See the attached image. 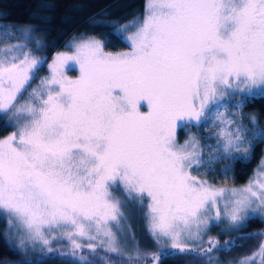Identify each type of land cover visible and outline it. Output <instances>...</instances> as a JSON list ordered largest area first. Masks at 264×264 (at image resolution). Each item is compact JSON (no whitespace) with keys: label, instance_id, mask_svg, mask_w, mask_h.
<instances>
[{"label":"snow or ice","instance_id":"1","mask_svg":"<svg viewBox=\"0 0 264 264\" xmlns=\"http://www.w3.org/2000/svg\"><path fill=\"white\" fill-rule=\"evenodd\" d=\"M111 35L124 50L79 38L51 62L29 50L41 44L28 31L23 43L0 47V117L13 129L0 137L5 241L23 264H37L27 253H52L60 239L70 241L61 255L80 264H165L180 255L218 264L215 252L252 240L257 247L229 264H264V231L244 234L249 221L264 223V161L240 188L200 174L221 159L246 160L264 141V127L242 111L264 96V0H145L143 15ZM45 63L48 75L20 103ZM209 126L215 140L205 146L191 130ZM126 201L141 207L157 251H127ZM221 223L222 235L236 234L223 245L208 235Z\"/></svg>","mask_w":264,"mask_h":264},{"label":"trees","instance_id":"2","mask_svg":"<svg viewBox=\"0 0 264 264\" xmlns=\"http://www.w3.org/2000/svg\"><path fill=\"white\" fill-rule=\"evenodd\" d=\"M145 0H0V21L10 25H32L33 32L41 39V47L37 51L48 61L50 55L63 48L67 39L72 36L85 34L92 35L108 43L107 50L120 51L124 50L125 45L111 35L122 23L130 21L135 17H140L143 13ZM115 26V28L113 27ZM45 65L38 71L45 70ZM75 72H68L73 75ZM33 82V81H32ZM31 82V84H32ZM244 116H254L258 124L264 127V96H257L249 100L246 107L242 109ZM12 131L11 127L6 126L2 117H0V137L8 135ZM192 133L199 136L200 142L204 144L207 141V134L204 129L193 128ZM178 140L182 141L188 136L187 131H178ZM264 145V141L255 143L254 149L249 158L246 160L221 159L212 165L210 171L206 168L200 169V174L210 183L216 185L231 184L238 185L243 183L251 175L255 168ZM225 167H228L229 173L227 178L222 175ZM5 219L0 216V264H23L25 256L18 254L17 251L5 241L4 227ZM213 231V232H212ZM264 231V223L259 219L249 221L244 234L249 232ZM211 232L215 231L211 229ZM215 237L223 245L225 240L235 238V233L223 234L214 233ZM259 241L237 240V244L243 247L234 248L230 252H215L219 260L243 256L255 249ZM70 250V249H69ZM70 252V251H68ZM67 252V253H68ZM66 253V252H63ZM88 255L87 249L83 252ZM65 255H61L57 249L52 253L35 252L27 254V259L36 261L39 264H76V262H67L64 260ZM99 256L105 257L107 261L120 260L113 254H106L99 250ZM96 264H104L97 258ZM165 264H203L200 259L191 255H180L175 259H169Z\"/></svg>","mask_w":264,"mask_h":264},{"label":"rangeland","instance_id":"3","mask_svg":"<svg viewBox=\"0 0 264 264\" xmlns=\"http://www.w3.org/2000/svg\"><path fill=\"white\" fill-rule=\"evenodd\" d=\"M145 4V1H144ZM144 9V6H143ZM1 14V13H0ZM143 15V13H142ZM141 15V16H142ZM139 17H135L134 19L127 21L125 23L120 24L119 26H117V28H122L125 25H131L133 24ZM5 28L7 29V33L10 35H6L5 34ZM33 26L32 25H10V24H6V23H2L0 21V47H6L12 44H16V43H23L24 41L20 39V34L22 32L28 31L30 32V35L33 37L34 40L39 41L41 43V39L39 37H37L35 35V33L33 32ZM89 37H94L92 35H85V34H79V35H75L72 36L71 38L67 39L64 43L63 48L56 50L55 52H53L50 57L48 58V62H51V58L57 53V52H71L72 49L70 47V45L77 39L79 38H84L87 39ZM36 44H29V50H31L36 56L38 57H42L40 54H37L34 51V48L36 47ZM48 75V70H47V63L45 65V70L42 72H37L35 79L33 80L31 87L28 88V91L24 93V95L21 97L20 99V103H23L24 100L27 98L28 94L31 92L32 88H35L37 86V84L39 83L40 79L43 78L44 76ZM69 76V78H74L76 75H78V72H75L73 75L67 74ZM240 99V97L236 98V101H238ZM236 101H233V103H236ZM234 109H230V111H232ZM246 117H251V116H246ZM5 121V123L7 122V117H2ZM245 124L248 123V120L245 119L244 121ZM205 133L207 134L208 138L207 141L204 142V144L202 145H209L214 143L215 137L213 136V133L216 131L215 128L209 126L207 128H203ZM13 131V129H12ZM7 136V135H6ZM188 136L186 138H184L182 141H180V143H183V141L185 139H187ZM207 152L208 149L207 147L205 148V158L207 157ZM262 161H264V145L262 148V153L261 156L255 166V168L253 169L251 175L247 178V180H245L243 183H240L238 185H231V184H223V185H216L211 183L212 185H214L217 188H240V187H244L246 186L250 180L254 179L257 177L258 175V171L260 169L261 163ZM201 173V172H200ZM196 174V173H194ZM203 178V177H202ZM205 179V178H203ZM210 183V182H209ZM118 198L120 199H124L122 193L120 191H116L114 193ZM126 206L123 208V211L125 213V217L126 219L124 221H122V224L124 226L125 229V234H126V249L127 251L130 253L134 250L136 244L139 245V247L143 250H147V251H157L158 249L156 248L152 237L149 235L147 228H146V222L144 219V214L141 210V207L135 203V202H125ZM6 221V220H5ZM8 225H7V221L5 223V227H4V232L7 229ZM227 224L226 223H221L218 227L217 226H213L210 228L208 235L215 237L214 233L216 232H221L224 233L227 229ZM211 229H213L215 232L212 233ZM134 237V239H133ZM207 238V237H206ZM78 243H81L82 241L78 240ZM15 243V241L13 242ZM53 249H57L59 252H68L70 251V241L66 240V239H60L57 242H54L52 244ZM254 250V249H252ZM251 250V251H252ZM85 251V250H84ZM103 251V250H102ZM251 251L247 254H250ZM36 252H40L39 249H37ZM33 253L32 251H29L27 254H31ZM215 255V254H214ZM216 256V255H215ZM239 257H241V255L239 256H235L234 258H228L225 260H218V264H229L230 261H233L235 259H238ZM64 260H66L67 262H71L74 261L76 262V264H80V262L78 261V259L73 258L70 255H65L64 256Z\"/></svg>","mask_w":264,"mask_h":264}]
</instances>
